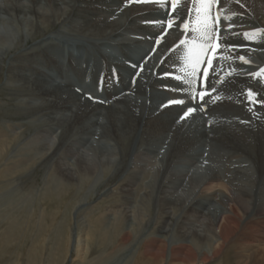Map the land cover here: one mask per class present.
I'll return each mask as SVG.
<instances>
[{
	"label": "bare ground",
	"instance_id": "6f19581e",
	"mask_svg": "<svg viewBox=\"0 0 264 264\" xmlns=\"http://www.w3.org/2000/svg\"><path fill=\"white\" fill-rule=\"evenodd\" d=\"M10 1L8 0V2ZM14 1V5L13 1L9 5L10 8L17 11L19 10L17 5L19 0ZM46 1L49 2L48 4L52 8H62V11L54 15L53 22L47 23L48 19L37 8L40 0H30L31 5L28 12L35 18L31 28L33 30L32 35L45 34L48 29L57 25H62L61 28L65 29V23L74 24L72 27H75V30L78 28L80 31L78 33L90 40L93 49L98 45L105 44V46L117 48L121 57L111 61L110 54L106 51L103 53L100 50L98 54L101 59H93L90 74L92 77L88 76L89 80L85 83L87 72L83 71V64L78 59L81 54H74L68 48L69 44L57 42L63 31H65L63 29V31L58 30L57 33L55 32L56 34L49 35L40 43L34 45L29 49V52L23 53L22 51L11 56L10 65L8 66L10 75L15 74L19 78L22 77L23 80L21 79V81L24 85H30V89L24 92L26 96L41 100L39 108L34 109L37 112L45 113L43 114L45 120L43 119L41 123L45 122V125H48L46 133H59L56 137V144L53 142L45 149L38 148V151L42 150V155L47 154L45 157L49 158V161L55 157L58 158L57 160L67 161V158L74 157V153H71V151L75 144H78L75 152L77 154L78 151L84 150V146L86 147L93 137H99V135L105 137L106 140H109H105V142L111 148L114 147V150L117 148L115 152L111 150V155H109L110 159L111 157H117L114 171L118 176L125 173L117 183L119 193H117V196L114 195L112 199H107L109 196L105 197V206L109 200L114 201L110 205L118 206L123 210L124 214L121 215L128 218L129 215L135 214L134 210L128 212V209L131 208L130 203L134 201L133 199L136 200L134 195L142 184L139 185L140 175L145 172L138 166L136 161H134L135 163L132 161L133 164L130 165L131 162L128 160L129 147L134 143L136 145L134 153L152 157L157 155L158 147L164 145L161 146L160 166H157L159 177L154 182V187L156 185L155 193L157 194L155 200L161 204L159 206L161 211L158 214L162 225L159 230L162 231L164 226L176 217L173 216L172 211L173 206L177 203H179L178 206L184 214L181 229L190 221L199 222L200 219L202 223L201 225L199 222L196 226L199 229L180 231L178 239L174 240L178 241V246H174L171 252L172 264H206L214 258L221 257L223 251L225 249L228 251V248L232 253L231 257L235 260V264H264V103H261L264 101V74L259 78L250 75L264 68V57H259L257 51L260 45L264 47V33L254 36L252 39L242 35L251 30L264 29V0H223L222 3L220 0L218 12L221 13L222 11L219 9L224 8L227 10H224V13L227 12L226 14L233 17L229 21L220 19V35L226 37V39L221 40V51L226 50L228 58L226 61L219 63L220 70L218 72L214 75L211 74V78L208 77L211 84L206 86L205 89L199 87V75L197 76L196 93L198 94L202 90L211 92V96L206 95L204 97L207 101L206 104L197 103L198 97L193 99L190 95L192 89L190 90L191 86L187 81L191 78L186 73L191 71V67L184 60L186 47H177L180 40L195 36V33H186L181 28L185 20L191 19L187 12L190 0L176 1V7L180 14L177 15V12H173L168 18V20H175V23L171 29L167 30L168 34L166 36H164L159 24L145 22H164L166 10L170 9L169 4L161 8L157 4L153 6L149 4L140 5L139 2L130 3L129 0ZM8 2L2 0L0 5L6 8ZM260 10L263 11L262 14ZM158 17L161 20L155 19ZM176 25L180 26V30ZM229 25H233V27L231 31H226ZM164 27L166 28L167 25H164ZM124 31L131 33L137 31L147 33L149 31L156 35L153 39L151 38L150 42L153 40L151 42L152 46L157 45L159 56L153 64H148V68L146 65H142L145 71L141 72L138 67L134 69L133 65L138 60L140 52H137V49L133 50L132 46L145 44V42L147 46V41L144 39L135 40L131 36L130 38H122ZM160 34H163V42H160ZM97 40H99L98 43H96ZM230 45L235 46V48L229 49L228 46ZM170 49L175 50L170 51ZM94 50L97 52V49ZM148 52L146 50L143 55ZM56 53L59 55L66 54L67 62L63 67L58 64L59 60L57 59L59 58L54 55ZM84 56L92 57L90 54ZM240 56L250 60L254 57L259 59L260 62L258 64L251 62L245 64L239 60ZM165 73L168 75L165 76ZM177 76L184 79H175L174 77ZM257 79L260 80L259 84ZM129 80L134 85H131ZM51 81L53 83L47 86L48 88L43 87L44 82ZM76 86L78 87L75 88ZM101 87L102 90L99 89ZM213 87L215 88L214 92H212ZM22 89L19 87L13 88L15 92L21 94ZM77 89H81L80 92ZM157 90L171 96L163 104L169 106L161 107L162 105H159L153 107L152 110L151 108L145 110V104L140 99V95L151 94ZM249 90L253 92L251 101L247 95ZM87 93H90L91 97L103 101L92 104L91 101L93 100L86 95ZM186 95L190 98L189 100ZM213 97H219V99L213 102ZM173 100H183L185 103L183 105L169 104V101ZM186 101H193L192 104L200 105V107L202 105L206 106L204 111L201 108L206 118H203L204 120L197 126L187 127L188 119L186 124L184 123L185 120L180 119L183 116L182 111ZM98 107L105 108V114H103L105 120H100L98 117L94 123L98 130L96 129L93 136L90 137L82 135L75 137L73 139L74 144H71L72 142H69L70 135H72L70 132L83 119H87V117L94 114ZM48 120L51 123L50 121L47 122ZM14 127L20 128V126ZM82 129L80 128V130ZM161 135L163 139H159ZM1 136H3L2 132H0ZM199 137L207 140L206 145L211 154L214 152L211 151L212 146L218 150L221 161L217 160L218 163L215 166L214 160L215 165H211V169H209V172L207 171L208 176L198 182L196 184L198 186L191 183L190 187L194 184L193 187L190 190H185V188L183 189L184 175L181 174L182 176H178L176 180L171 179V164L175 158H181L187 159L189 161L187 164H190V166H196L199 154L189 148L195 146L194 143L200 140ZM7 147L8 143L0 145V162L4 151L8 150ZM80 156L82 157V153ZM33 158L35 156H22L16 160L3 163L0 166V179L4 180L27 171L33 165L29 163ZM38 158L40 157L37 156ZM234 159H238V161L232 164ZM57 166L60 169L58 172H62L61 180L63 181H58V185L67 187L70 184L68 182L70 179L65 177L67 174H65L59 162H57ZM90 166L92 168V165ZM199 167H203V164H200ZM114 175L115 173L112 178ZM112 178L108 179V182H111ZM79 184L81 183L79 182ZM172 188L174 192L166 195L165 190ZM212 189H217V191L222 189L223 192L216 191L215 196L211 197ZM176 190L181 191L182 194H176ZM201 191L209 194L203 196L199 194ZM171 194L176 198H171ZM222 196V207L218 210L215 207L216 202H211L213 200L220 201ZM211 206H214L213 209ZM105 210L107 209L105 208ZM110 215L109 212H105L106 219H109ZM203 227L204 229L201 230ZM124 231L122 232L123 238H125ZM201 231H205V233L202 234ZM152 253L150 252V254ZM152 256L151 259H157L156 253H153ZM163 260L161 259V262Z\"/></svg>",
	"mask_w": 264,
	"mask_h": 264
},
{
	"label": "rangeland",
	"instance_id": "374dc122",
	"mask_svg": "<svg viewBox=\"0 0 264 264\" xmlns=\"http://www.w3.org/2000/svg\"><path fill=\"white\" fill-rule=\"evenodd\" d=\"M1 1L2 0H0V3ZM3 1L8 2V0ZM12 1L14 5L15 1L11 0L10 2ZM193 1L194 0H190L188 9L193 7ZM10 2H8V7L6 8L0 5V132L3 133V136L0 137V145L8 143V150L4 151L0 166L5 162L16 160L22 156H35V158L29 161V163L33 165L30 166L27 171L15 175L14 177H8L4 180L0 179V264H172L173 260L171 258V252L174 246H178V241L174 240L178 239V236L181 233L180 231H192L197 228L196 226L199 222L201 225L202 223L200 219L199 222L190 221L189 224L181 229L184 214H182V211L178 206L179 203H177L173 206L174 208L172 211L173 216L176 217L171 219V221L164 226L162 231L159 230L162 225L158 214V212L161 211V209H159L161 204L155 200L157 194L155 193L156 185L154 187V182H156L159 177L157 166H160L161 146L164 145L158 147L157 155H155L156 157H146L141 153H134L136 151V145L134 143L129 147L128 160L131 162L130 165L136 161L138 166L145 172L140 175L141 181L139 182V185L140 183L142 184L138 187L134 195L136 200H131V208L128 209V212L134 210L135 214L129 215L128 218L124 217L121 215L124 214L123 210L118 206L110 205L114 201L109 200L108 204L105 206V197L107 198L109 196L107 199H112L114 198V195L117 196V193H119V186H117V183L125 174H119L120 176L116 174L114 170L116 168L117 157H111L110 159L109 156L111 155V150L115 152L117 148L115 150L114 147L111 148V146L105 142V137H100L99 135V137L95 136L96 138L93 137L90 139V143H88L86 147L84 146V150L78 151L77 154H75V152L78 144H75L71 151V153H74V157L67 158V161L57 160V157L52 160L50 159L49 161V158L45 157L47 154L42 155V150H39L41 151L39 153L38 148L45 149L49 147V144L52 145L53 142L56 144V137L59 133H46L48 125L46 126L45 122L41 123L43 122V114L45 113L35 111V109L39 108L38 106L40 105L41 100L35 97L32 98L26 96L24 92L30 89V85H24L21 81V79L23 80L22 77L19 78L15 74L10 75V72L8 71L10 58L13 54L21 53L22 51L23 53L29 52V49L34 47V45L40 43L49 35L56 34L58 30L62 29L65 31L62 30L63 34L58 38L59 40H57V42H60V44L67 43L69 44L68 48L72 50L74 54H81L78 59L79 62H82L83 64V71L87 72L85 83L89 80L88 76L92 77L90 74L92 71L93 59H101L98 54L100 50L103 53L106 51L110 54L111 61L121 57L119 56V50L102 44L94 48L97 49L96 52V50L93 49L90 40L85 36L80 35L78 33L80 32L79 29L76 28L75 30V27H72L74 24L69 23H65V29L61 28L62 25H57L48 29L45 34L43 33L44 35L39 34V36H34L31 34V32L33 33L31 28L35 18L28 12L29 6L31 5L30 0H19L17 3L19 10L17 11L10 8ZM48 3L49 2L46 0H40L37 8L40 13L44 14L48 19L47 23H50L54 21V15L60 13L62 8H52ZM140 5L146 4L141 3ZM149 5L153 6L154 4ZM221 9L219 10L223 12V15L227 16V12L224 13L225 9ZM262 12L263 11L260 10L261 14ZM167 13L168 10H166L164 25H167V21H169L168 18L170 16ZM111 17L114 18L113 16ZM155 19L161 20L159 17ZM178 27L180 30V26ZM72 28L73 30H71ZM124 32L125 33H122V38H130L131 36V38L135 40L144 39L147 41V46L146 42L145 44L142 43L141 45L137 44V46H132L133 50L137 49V52H140L138 60L135 61L136 65H133L134 69L138 67L140 70V66L142 65H146L148 68L149 63L153 64L157 60V57L159 56L158 51L156 50L155 53L154 51L151 53V49L154 45L152 46L151 43L153 40L151 42L150 40L156 36L154 33L152 34L149 31L147 33H145V31H137L135 33L129 31ZM75 33L77 35H74ZM159 36L161 37L163 34H160ZM98 42L99 40L96 41V43ZM146 50L149 52L143 55V53H146ZM263 50L264 47L262 45L257 49L259 57L261 58L264 57ZM85 53L92 55V57L84 56L86 55ZM54 55L59 58L57 59L59 60L58 64L63 67L67 62V59L65 58L66 54L59 55L56 53ZM221 57H228L226 50L221 52ZM226 59L227 58L220 59V62H224ZM247 60L253 64H258L260 62L259 59L254 57L252 60ZM52 83V81L44 82L42 85L44 88H48L47 86H50ZM129 83L134 85L130 80ZM17 86L21 89L23 88L22 94L13 90V88H18ZM77 87L78 86L75 88ZM77 90L80 92L81 89ZM86 95L94 101H91L92 104H97V102L101 103L100 101H103L91 97L90 93H87ZM141 95L140 99L143 104H145V110H148V108H151L152 110L153 107L163 105L171 97L167 96L169 94L160 90L151 94L148 93L143 96ZM149 97L154 99L152 100ZM189 99L190 98H188V100ZM188 102L186 101V104L183 106V114L188 108L194 107L201 109L200 106L199 108L197 105L192 104L193 101ZM16 111L17 113H15ZM199 111L189 116L190 118H188V121L187 119L184 121L185 124L187 121V127L197 126L206 118L205 113H203L202 110ZM103 114H105V108L98 107L94 114L87 117V119H83V121L77 124L74 127V130L72 129L73 131L70 132L73 136L70 135L71 138L69 142L74 144L73 139L80 135L86 137L93 136L94 131L96 129L98 130L97 126L94 124L95 120L98 117L100 120L103 119ZM195 118L196 120H194ZM49 121L50 120L47 122ZM14 126H20V128ZM80 128H83L84 130H80ZM81 131L84 133L82 134ZM199 138L200 140H197V142L194 143L195 146L192 144L193 146L189 148L199 154L196 166H190V164H187L189 163L187 159L181 158H175L171 164V179L176 180L181 174L184 175L185 181L183 182V189L185 188V190H190V188L193 187L194 184L190 187L191 183H195L194 186H198L196 184L205 178V176H208L211 165H215L218 161H221L218 150L212 146L211 151L214 152L211 154L209 152L210 149L206 145L207 140L201 137ZM159 139H163V136L161 135ZM99 140L102 141L100 142ZM111 144L113 143L111 142ZM94 147L98 149H93ZM20 148L22 149L21 151ZM101 149L104 150L102 151ZM80 152L82 153V157L80 156ZM40 154L42 156H39ZM37 156L40 158L37 159ZM56 161L61 164L65 174H67V176H64L70 179L68 180L70 184H68L67 187L58 185V181L62 179V172H58L60 169L57 168ZM237 161L238 159L232 160V164H235ZM200 164H203V167H199ZM90 165H92V168ZM215 166H217V164ZM80 168H83L84 170ZM76 171L78 174H76ZM85 173L86 175H84ZM114 173L115 175L112 178ZM82 174L85 177H83ZM81 176L82 178H80ZM107 178H112V181L108 182ZM78 181L81 184H79ZM60 182L63 181L61 180ZM165 191L166 195H168L169 193H173L174 189H166ZM216 191L217 189L211 190V197L215 196ZM217 192L223 191L220 189ZM175 193L182 194V192L178 190H176ZM199 194L206 196L209 193L201 191ZM171 196V198H176L172 194ZM222 200L223 196L220 201L213 200L211 203L216 202L215 207L219 210L222 207ZM105 208L107 210H105ZM105 212L111 214L109 219L105 218ZM165 228L166 230H164ZM202 229H204V227L201 228V230ZM123 230H125V238H123L122 235ZM201 233L203 234L205 231H201ZM107 235H110V237ZM227 250L228 251L225 249L223 251L221 257L214 258L206 264H235V260L231 257L232 253L229 251L230 249L228 248ZM150 252L157 254L156 260L151 259L153 258V253L150 254ZM161 259H164L163 262H161Z\"/></svg>",
	"mask_w": 264,
	"mask_h": 264
},
{
	"label": "snow or ice",
	"instance_id": "6c2138e0",
	"mask_svg": "<svg viewBox=\"0 0 264 264\" xmlns=\"http://www.w3.org/2000/svg\"><path fill=\"white\" fill-rule=\"evenodd\" d=\"M130 3L132 2H139L143 4H157L159 7L164 8L166 4H170L171 9L173 12H177V15H179V11L176 7V0H129ZM216 2V0H194V6L192 8L188 9V15L191 18L190 20H185L183 24L181 25V28L184 32L188 33H195V36H192L190 39H182L180 40L179 46H185L186 51L184 55V60L187 65L191 67V71L187 72L186 75L190 77L191 79L187 82L191 86L192 92L190 95L193 99H197L196 94V79L197 76L200 75L201 65L205 62H207L209 68L212 66V59L207 58L208 53L210 51H215L212 49V44L214 41H219L226 39V37H222L219 34L218 27H219V21L220 19L224 20H231L232 16H224L222 13L217 12L216 14H213L212 12V5ZM223 0H221V3ZM145 23H156L161 26V30L166 36L168 34V29H171L173 27V24L175 23V20H169L167 21V27H164L165 22L161 21H146ZM233 25H229L228 29L226 31H231V28ZM262 33H264V29H255L249 32H245L242 35L248 39H252L254 36H259ZM160 42H163V36L160 37ZM156 43V42H154ZM220 45L217 44V48H219ZM229 49H234L235 46H228ZM175 49H170V51H174ZM207 58V59H206ZM220 57H217L219 59ZM228 58V57H224ZM239 60L242 63H249V61L244 57L240 56ZM163 63V61H161ZM213 71L215 69H212ZM140 71H144L143 66H140ZM183 71V69H182ZM264 74V68H261L259 72L251 73L250 75L259 78ZM168 74L165 73V76ZM178 80H183V77H174ZM203 81L205 86H209L211 84V81L208 80V70L205 69L203 71ZM257 83H260V80L257 79ZM215 91V88H212V92ZM205 95L211 96V92H201L199 94V99L197 100V103H204L206 104L207 101L204 99ZM248 98L251 101L253 99V92L249 90L248 92ZM219 99V97H213V102ZM185 102L183 100H174L169 101V104H175V105H183ZM261 103H264L262 101ZM169 105H162L161 107H168ZM198 108H188L186 112H184L183 116L180 117L181 120H186L194 114L195 112L199 111ZM251 110V109H250Z\"/></svg>",
	"mask_w": 264,
	"mask_h": 264
}]
</instances>
